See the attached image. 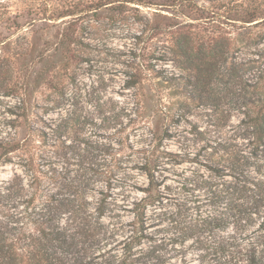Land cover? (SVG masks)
Returning <instances> with one entry per match:
<instances>
[{"label":"rangeland","instance_id":"1","mask_svg":"<svg viewBox=\"0 0 264 264\" xmlns=\"http://www.w3.org/2000/svg\"><path fill=\"white\" fill-rule=\"evenodd\" d=\"M0 1L10 3L18 33L35 17L16 6L37 0ZM49 1L61 8L91 0ZM259 1L198 0L199 17L218 19L238 2ZM153 11L159 10L131 3L121 13L107 7L94 15L80 57L66 69L50 70L26 94L29 120L19 126L9 119L21 112L25 93L13 88L26 70L10 62V77L0 85V141L12 138L18 148L0 164V185L17 178L27 192L38 181L40 197L76 191L91 207L102 202L100 262L264 264V212L249 207L246 190L254 182L264 189V141L256 140L242 110L182 103L180 79L163 82L145 105L139 83L132 82L154 65L175 70L158 59L164 41L149 29ZM0 31L9 35L12 28L1 24ZM15 205L0 186V220L23 207Z\"/></svg>","mask_w":264,"mask_h":264},{"label":"trees","instance_id":"2","mask_svg":"<svg viewBox=\"0 0 264 264\" xmlns=\"http://www.w3.org/2000/svg\"><path fill=\"white\" fill-rule=\"evenodd\" d=\"M131 3L159 10L153 11L148 26L164 41L158 59L171 61L175 68L167 71L154 65L132 82V85L139 83L138 90L145 105L161 92L163 82L180 79L185 90L182 103L228 105L242 110L251 122L256 140L263 142L264 47L261 44L264 42V0L251 4L238 2L228 7L218 19L204 22L199 17L202 6L198 0H91L85 5H64L63 2L61 8L54 7L49 0H37L16 6V10L26 8L35 16L21 24V27L26 26L21 33H18L20 24L12 16L10 3L0 1V25L7 23L8 29L12 28L9 35L0 31V85L10 77V62H19L26 70L13 88L18 94L25 93L17 105L21 112L13 113L16 116L9 122L19 126L29 120L28 92L38 88L50 70L66 69L71 60L80 57L82 47L87 46L84 38L96 26L98 18L95 16L103 8L121 13ZM164 10L167 12H162ZM67 16L70 17L61 20L59 25L51 24ZM37 21L43 24L35 28ZM53 26L54 31H49ZM208 26L220 30L219 33L206 32ZM46 81L50 83V79ZM17 148L18 143L12 138H3L0 164L9 162L11 153ZM146 173L152 182V170L147 169ZM242 175L246 178L244 173ZM253 184L254 187H246L250 192L247 203L251 209L264 212L262 183ZM0 186L16 202L15 207L23 205L17 214L0 220V264L114 263L100 262V254L96 253L103 239L101 218L105 208L102 202L91 207V201L76 191L67 192L66 198H59L55 193L40 197L38 181L30 184L32 188L27 192L17 178ZM225 196L229 203L230 196L227 193ZM116 264L126 262L123 259Z\"/></svg>","mask_w":264,"mask_h":264}]
</instances>
